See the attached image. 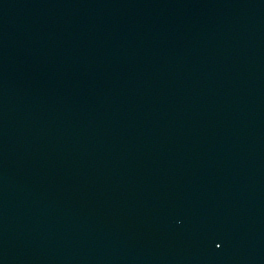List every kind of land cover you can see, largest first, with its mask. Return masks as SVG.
Listing matches in <instances>:
<instances>
[{"label": "water", "instance_id": "water-1", "mask_svg": "<svg viewBox=\"0 0 264 264\" xmlns=\"http://www.w3.org/2000/svg\"><path fill=\"white\" fill-rule=\"evenodd\" d=\"M0 264H264V0H0Z\"/></svg>", "mask_w": 264, "mask_h": 264}]
</instances>
